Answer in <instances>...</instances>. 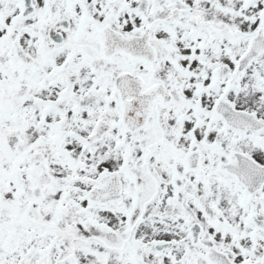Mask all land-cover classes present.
<instances>
[{
  "label": "snow or ice",
  "instance_id": "obj_1",
  "mask_svg": "<svg viewBox=\"0 0 264 264\" xmlns=\"http://www.w3.org/2000/svg\"><path fill=\"white\" fill-rule=\"evenodd\" d=\"M0 264H264V0H0Z\"/></svg>",
  "mask_w": 264,
  "mask_h": 264
}]
</instances>
